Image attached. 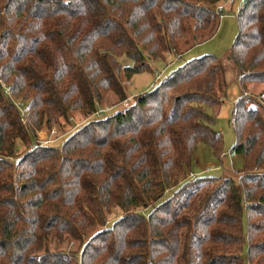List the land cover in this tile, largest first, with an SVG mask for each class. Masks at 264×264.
<instances>
[{
	"label": "trees",
	"instance_id": "obj_1",
	"mask_svg": "<svg viewBox=\"0 0 264 264\" xmlns=\"http://www.w3.org/2000/svg\"><path fill=\"white\" fill-rule=\"evenodd\" d=\"M223 1L0 0V264H264V0L235 16L236 172L184 192L197 146L224 152L206 111L227 84L214 55L95 118L126 100L122 75L211 37ZM73 113L79 126L38 143Z\"/></svg>",
	"mask_w": 264,
	"mask_h": 264
},
{
	"label": "rangeland",
	"instance_id": "obj_2",
	"mask_svg": "<svg viewBox=\"0 0 264 264\" xmlns=\"http://www.w3.org/2000/svg\"><path fill=\"white\" fill-rule=\"evenodd\" d=\"M224 10L221 16L218 18L217 27L213 33V35L209 38H205L201 41H198L196 44L186 49L181 47L180 51H183L180 56L181 59L174 61L175 54H167L163 59L158 58L154 60H150L148 62L149 69H145L141 72L135 73L130 76L129 79H126L123 75L121 76V82L124 88V92L127 96L126 100L118 103L116 106L106 107L102 106L101 108H111L108 112H105L102 117L107 115H111L118 110H125L130 104L133 103L134 97L139 94H143L152 88L153 70H158L163 72L161 79L169 74L172 70L177 67L185 64L187 61L198 58L206 54H211L219 58L222 69L224 70L223 76L218 79V84L220 88L224 83H227L223 90L216 89L217 99L215 103L207 106L206 111L214 118L213 128L220 132L222 136L223 143V153L219 154L217 158L214 157L210 148H208L204 144H199L196 148L191 168L186 170L182 178L188 180L190 183L186 188H184V192L189 190H194L196 187L200 186L203 180L196 181L197 177L205 176L206 179H209L214 176H220L222 174L225 175V172L232 173L233 171H237L241 166V157H229L226 154L230 151L231 147L235 143V136L233 132V127L231 123V110L233 107V103L237 100V98L241 95V91L239 89L238 79H236V69L232 60L230 59V48L237 36L238 26L236 21V13L240 8V4L242 0H225L224 1ZM186 49V50H185ZM122 64H130V60L123 57ZM262 85L255 84H247L246 89L248 94L251 93L254 96L261 95ZM222 89V88H221ZM111 97V95H108ZM264 98V94L261 95ZM19 100V99H18ZM14 100V101H18ZM22 101V100H19ZM25 104L28 100H24ZM24 101H22L24 103ZM112 101V97L111 100ZM26 109L22 108L19 112L23 114L22 119L26 122L25 112ZM73 117L70 118L69 123L61 122L60 126H55L52 124L50 129H40L36 130L37 134L40 137L49 133L51 129L55 130L53 137L57 135H66L70 131H72L75 127L79 126L85 118H82L78 113H73ZM95 117V116H94ZM95 118H98L96 116ZM60 135V136H61ZM59 136V137H60ZM48 137V136H47ZM53 137L52 138L53 140ZM49 137L47 139H50ZM64 138L59 139L55 145H59ZM26 142L24 147L32 146ZM27 144V145H26ZM29 145V146H28ZM226 156V157H225ZM212 162V164H206L207 162ZM197 165V166H196ZM196 166V167H195ZM217 166V167H215ZM202 169H206L203 171ZM190 172L191 174L190 176ZM236 177V174L233 175ZM245 224V221H244ZM253 264V263H247Z\"/></svg>",
	"mask_w": 264,
	"mask_h": 264
},
{
	"label": "built area",
	"instance_id": "obj_3",
	"mask_svg": "<svg viewBox=\"0 0 264 264\" xmlns=\"http://www.w3.org/2000/svg\"><path fill=\"white\" fill-rule=\"evenodd\" d=\"M215 10H216V13L219 15V17L221 16V14H222V12H223V5H218L216 8H215ZM179 58H180V55L178 54H175V57H174V59L175 60H179ZM162 74H163V72H161V71H158V70H153V72H152V76H153V82H152V85L151 86H154V85H156L160 80H161V77H162ZM0 88L1 89H3V92L6 94V95H8L9 96V86L7 85V84H5V83H3L1 80H0ZM15 104H16V106H17V108L19 109V111L22 109V108H24V105H25V103H23L22 101H17V102H15ZM111 108H101V107H98L97 106V108H96V112H95V115L96 116H102L103 114H104V112H106V111H109ZM125 110H122V112H124ZM22 121L24 122V120L22 119ZM54 133H55V130L54 129H51L50 131H49V133H46V135L45 136H43V137H40V136H38V134H37V137H38V143H41V144H46V143H49V142H52L53 140H54V138L55 137H53L52 135H54ZM50 138V137H53V140H52V138H50V139H47L48 137ZM229 154H230V152H229ZM190 176H191V174H190Z\"/></svg>",
	"mask_w": 264,
	"mask_h": 264
},
{
	"label": "crops",
	"instance_id": "obj_4",
	"mask_svg": "<svg viewBox=\"0 0 264 264\" xmlns=\"http://www.w3.org/2000/svg\"><path fill=\"white\" fill-rule=\"evenodd\" d=\"M224 1H225V0H224ZM224 1L221 3V4L223 5V10H224V8H225V7H224V4H225V2H224ZM173 55H174V54H173ZM179 59H181V56H180V58H179ZM174 61H177V60H175V59H174ZM226 155H227V156H229V157H231V158H233V157H234V155H232V154H229V152H228ZM225 157H226V156H225ZM206 164H212V162H209V161H208ZM196 166H197V165H196ZM196 166H195V167H196ZM215 167H217V166H215ZM202 170H203V171H206V169H202ZM190 174H193V173H192V172H190Z\"/></svg>",
	"mask_w": 264,
	"mask_h": 264
}]
</instances>
